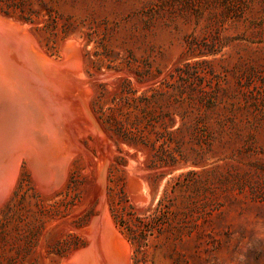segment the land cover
Returning <instances> with one entry per match:
<instances>
[{"label":"rangeland","instance_id":"rangeland-1","mask_svg":"<svg viewBox=\"0 0 264 264\" xmlns=\"http://www.w3.org/2000/svg\"><path fill=\"white\" fill-rule=\"evenodd\" d=\"M0 16L56 60L78 43L114 150L103 199L126 264H264V0H0ZM78 141L53 190L21 158L0 202V264H66L92 245L108 144Z\"/></svg>","mask_w":264,"mask_h":264},{"label":"bare ground","instance_id":"bare-ground-1","mask_svg":"<svg viewBox=\"0 0 264 264\" xmlns=\"http://www.w3.org/2000/svg\"><path fill=\"white\" fill-rule=\"evenodd\" d=\"M49 56L24 25L0 16V202L12 187L22 157L41 188L60 186L70 159L83 150L78 136L91 131L99 144H108L97 161L100 214L85 231L92 245L72 254L66 264H126L127 243L113 228L103 199L104 171L114 150L88 108L90 87L79 45L70 38L62 59ZM130 178L134 201L145 202V188L133 171Z\"/></svg>","mask_w":264,"mask_h":264}]
</instances>
